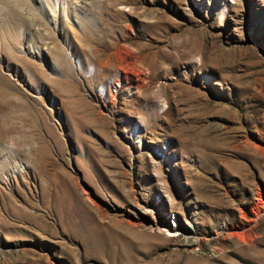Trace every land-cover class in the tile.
I'll return each mask as SVG.
<instances>
[{
	"label": "rangeland",
	"instance_id": "374dc122",
	"mask_svg": "<svg viewBox=\"0 0 264 264\" xmlns=\"http://www.w3.org/2000/svg\"><path fill=\"white\" fill-rule=\"evenodd\" d=\"M0 264H264V0H0Z\"/></svg>",
	"mask_w": 264,
	"mask_h": 264
},
{
	"label": "bare ground",
	"instance_id": "6f19581e",
	"mask_svg": "<svg viewBox=\"0 0 264 264\" xmlns=\"http://www.w3.org/2000/svg\"><path fill=\"white\" fill-rule=\"evenodd\" d=\"M15 106H16V105H15ZM84 214L86 215L85 218L87 219V218H88L87 213L85 212ZM168 235H169V233H168ZM170 235H171V234H170Z\"/></svg>",
	"mask_w": 264,
	"mask_h": 264
}]
</instances>
